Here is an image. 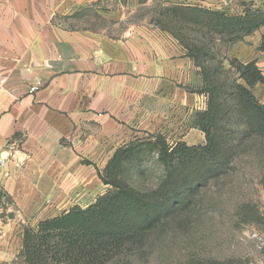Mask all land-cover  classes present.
<instances>
[{
    "label": "crops",
    "instance_id": "obj_1",
    "mask_svg": "<svg viewBox=\"0 0 264 264\" xmlns=\"http://www.w3.org/2000/svg\"><path fill=\"white\" fill-rule=\"evenodd\" d=\"M148 3L0 0V182L22 212L51 214L42 221L87 208L107 191L98 170L115 150L170 127L184 133L205 109V97L186 90L202 85L186 50L152 19H130ZM172 5L233 16L264 0ZM230 56L264 69V27Z\"/></svg>",
    "mask_w": 264,
    "mask_h": 264
},
{
    "label": "trees",
    "instance_id": "obj_2",
    "mask_svg": "<svg viewBox=\"0 0 264 264\" xmlns=\"http://www.w3.org/2000/svg\"><path fill=\"white\" fill-rule=\"evenodd\" d=\"M165 12L167 23H152L175 38L180 35L171 30L173 22L178 29L186 23L187 29L207 30L208 43H185L182 36L180 42L202 79L200 87L186 90L206 99L205 109L194 111L189 121L205 135L204 143H171L162 133H148L119 147L98 170L107 191L93 204L73 206L23 229L25 264H108L127 249L145 246L165 221L190 211L213 181L227 175L247 145L264 144V103L254 93L256 86H264V69L256 61L220 57L212 46L254 35L264 27V9L247 7L232 16L173 5ZM154 157L164 176L155 189L141 191L129 182V171L138 165L143 175V163ZM2 198L12 202L0 182Z\"/></svg>",
    "mask_w": 264,
    "mask_h": 264
},
{
    "label": "rangeland",
    "instance_id": "obj_3",
    "mask_svg": "<svg viewBox=\"0 0 264 264\" xmlns=\"http://www.w3.org/2000/svg\"><path fill=\"white\" fill-rule=\"evenodd\" d=\"M148 2V5L137 7L130 19H156L165 24L168 22L165 8L182 0ZM89 19L96 27H107L106 22L94 15ZM183 26L178 29L175 22L171 26V30L180 35L174 37L179 44L182 41L209 42L207 30L192 26L187 29L186 23ZM233 45L220 41L212 43L220 57H231ZM254 93L264 103V86H256ZM189 121H186L184 133H178L174 127L167 129L164 135L169 142L204 143L205 135L191 128ZM139 168L135 165L129 171V182L141 191L155 189L164 176V168L157 162V157L143 163V175L138 172ZM50 215L24 213L13 199L11 202L2 198L0 264H25L23 229L36 228L40 219ZM124 261L130 264H264V144L254 142L247 145L237 156L233 169L213 181L190 211L165 221L145 246L127 249L108 264Z\"/></svg>",
    "mask_w": 264,
    "mask_h": 264
},
{
    "label": "built area",
    "instance_id": "obj_4",
    "mask_svg": "<svg viewBox=\"0 0 264 264\" xmlns=\"http://www.w3.org/2000/svg\"><path fill=\"white\" fill-rule=\"evenodd\" d=\"M6 158L5 157H0V167H4L5 166V161Z\"/></svg>",
    "mask_w": 264,
    "mask_h": 264
}]
</instances>
